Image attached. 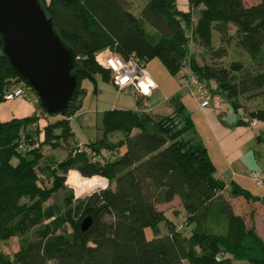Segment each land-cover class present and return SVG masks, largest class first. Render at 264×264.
<instances>
[{"label":"trees","instance_id":"obj_1","mask_svg":"<svg viewBox=\"0 0 264 264\" xmlns=\"http://www.w3.org/2000/svg\"><path fill=\"white\" fill-rule=\"evenodd\" d=\"M40 1L74 52L77 84L58 112L63 117L43 126L42 140L40 130L33 134L29 127L46 111L40 102L41 110L35 107L29 116L0 120V241L19 236L20 242L12 253L0 248V264H234V259L264 264V240L223 193L225 181L215 176L216 167L178 96L168 98L173 105L168 114L104 109L102 135L89 142L73 141L69 119L81 107L83 79L90 78L95 90L96 74L111 78L96 59L98 51L109 49L144 62L159 58L172 74L186 66L184 77L194 73L212 97L219 101L226 95L235 110L247 109L241 97H259V105L245 110L237 123L252 118L264 123V0H187V10L176 0H145L141 16L129 0ZM214 32L225 46L233 42L245 51L251 65L236 59L200 63L191 42L218 56L227 52L224 45L214 47ZM22 81L29 86L0 45V102ZM117 130L121 137L111 138ZM255 141L264 143V126ZM70 142L62 158L41 148ZM122 145L125 150L114 158ZM72 171L104 177L107 185L73 203L72 194L65 193ZM58 189L64 190L63 204L71 203L63 210L55 201L46 203ZM229 195L264 204V196L234 180ZM176 196L186 212L182 224L157 207ZM86 215L91 222L83 229Z\"/></svg>","mask_w":264,"mask_h":264},{"label":"rangeland","instance_id":"obj_2","mask_svg":"<svg viewBox=\"0 0 264 264\" xmlns=\"http://www.w3.org/2000/svg\"><path fill=\"white\" fill-rule=\"evenodd\" d=\"M244 1L247 4H250L251 2H255V0H244ZM129 3H130V8L134 12V14H136L137 16H141L140 11L145 3V0H129ZM146 26L151 27L150 24L147 22H146ZM214 37H215L213 40L214 47H218L219 45H222V46L224 45L220 42L215 32H214ZM225 47L227 48L226 54L222 56H218L216 53H211V50L204 49L196 42L190 43V50L192 51V53H194L195 57L198 59L200 63L216 62V63L228 64L231 59H236V60H240L245 66L251 65V61H252L251 57L248 54H246V52L243 51L240 47L236 46L233 42L231 43V45L225 46ZM145 68L150 73V75H152V77L158 81L160 85L161 92L159 93L155 92V94H153L151 98L141 97L137 93L133 92V90L131 89V86L126 87L125 89L118 90L115 83L112 80L103 79L101 76H97L96 78V81H97L96 84H97L98 89L96 93H94L92 91L93 81L90 78L83 79L82 85L88 89V92L83 95L82 106L78 110V112L72 116V119H71V124H72V128L74 131L73 138H72L73 141L76 140V141H81V142H89V141H93L99 138L102 135V114H101L102 110L106 108H111L112 106L118 107V108H134V106L137 105V102H136L137 100H139L141 104L147 105V104H150V101H155V100L158 101L157 98H161L162 96L169 94V92L171 93L168 96L174 94L175 90L177 89L182 90V92H184L185 95H189L190 102L195 103L196 98L190 94L188 86L184 84L183 73L187 71L186 66L183 67L184 70L186 69L184 72L180 71L177 74H172L166 69V67L161 62V60L155 57L145 62ZM18 84L22 85L24 83L22 81V82L16 83L15 85H18ZM25 87H26L25 97H14L11 100L6 99L0 103V120H8L12 117H25V116L31 115L34 111V109L30 107L29 103L31 102L38 110H41L39 106V100H38L36 93L28 85L25 84ZM133 102H134V106L132 107L131 104H133ZM259 102H260L259 97H253V98H248V99L241 97V103L246 105L247 109L257 107L259 105ZM218 103H220L221 109H226L227 107L230 109V111H232L233 109L232 104L228 102V98L226 95H221ZM172 107L173 105L170 104V100L163 99L159 105H156L148 110H150L151 112L153 111V113L157 112L156 114H161V113L167 114L168 111L172 109ZM247 109L245 107L240 106L238 112L243 113V111ZM223 114L228 115V112L223 113ZM234 115L238 116V114L235 112H234ZM62 117L63 115L61 113H58V112L49 113L45 111L43 113H39V117L33 122L32 125H29V127H31L33 134H36L37 128H38L40 130V134H39L40 140H42L43 139V126L48 121L57 120ZM226 117L228 118V116ZM260 126L261 124H258L257 127L255 128L259 130ZM121 134L122 132L117 130V131L111 132L109 136L111 138H118L121 136ZM72 144L73 143L70 142L69 145H66V144L59 145L56 149L53 150L54 155H56L58 158L64 157L67 154L68 148L71 147ZM41 148L43 152H46V153L52 152L48 145H43V147L41 146ZM251 148L258 150V154H256L258 157L257 161L259 165H263L264 167V154H263L264 153V143H256L255 141V144ZM114 154H115L114 158H117L119 157L120 153L116 152ZM247 157H250L249 154L244 155L243 157L244 160H247ZM13 160L15 161V158ZM220 161L221 163L218 162V165H217L218 166L217 171L219 173H216V175L221 176L222 178L226 180V183L228 186L225 187L224 194L225 196L230 197L229 195L230 182L229 181L232 179L230 177L231 170L225 167V165H227L225 162H223L222 160ZM241 167L242 166L239 165V161L231 165V168L233 169V171L237 173L236 174L237 178L239 176L238 172H239V169H241ZM261 169L264 170V168H261ZM255 170L258 171V169H255ZM243 173L249 175L248 171H245ZM68 176H69V179H68ZM73 176H76L77 178L74 181H73L74 179ZM82 176L83 175L80 174L78 171H72L70 174L68 173L66 176L65 193L70 192L72 194L71 201L73 203H75L76 200L79 199L80 197H83L95 190L104 188L107 185V180L105 178L96 177L97 180L104 182V184L103 185L98 184L96 185V187H90V188H86V190H82L78 185H76L78 184V181H79L78 178H82ZM253 179H255V177ZM263 182H264V176H263ZM253 183H255V180L251 181V178H250V184H253ZM63 197H64V190L58 189L55 192H53L52 196L46 201V203H52V201H55L59 205L61 204L62 210H63L65 207H68L69 205H71V203L69 202H66L63 204ZM179 201H180V198L176 197L173 202L159 203L157 207L162 210H167L168 213H170L169 215L173 218L175 222H177L178 224L179 223L182 224L186 217V212L181 206V204L179 203ZM233 207L237 211L244 212L245 217H250L251 206L247 205L246 206L247 210H246L243 207L242 202H236L233 205ZM260 207L261 206L254 207L255 208L254 214L261 212ZM242 208L245 209L246 211H243ZM257 217H264V216L258 215ZM160 226H161V229L163 230L164 228L163 223H160ZM29 235L33 236V232L31 231ZM18 237L19 236H12L7 240L0 241V248L5 252L12 253L13 251L19 248L20 242L18 240ZM233 262L234 264H252L251 262L244 260V259H234ZM47 264H54V262L50 261Z\"/></svg>","mask_w":264,"mask_h":264},{"label":"water","instance_id":"obj_3","mask_svg":"<svg viewBox=\"0 0 264 264\" xmlns=\"http://www.w3.org/2000/svg\"><path fill=\"white\" fill-rule=\"evenodd\" d=\"M3 53L49 113L63 110L76 87L75 55L54 27L40 0H0ZM91 222L86 215L85 229Z\"/></svg>","mask_w":264,"mask_h":264},{"label":"crops","instance_id":"obj_4","mask_svg":"<svg viewBox=\"0 0 264 264\" xmlns=\"http://www.w3.org/2000/svg\"><path fill=\"white\" fill-rule=\"evenodd\" d=\"M176 1H177V5L180 9H183V10L188 9L187 0H176ZM185 70H184V68H182V70H180V71L184 72ZM97 76H100V74L99 73L96 74L95 78H97ZM109 79L111 80V78H109ZM154 80L157 83V87L148 96H142L141 94H139L136 91V89L134 88L133 85H129V86H131V89L133 90V92L137 93L141 97H150L151 98L153 96V94H155V92H158V93L161 92L160 85H159L158 81L156 79H154ZM96 82H95V84H96ZM95 86H96V89L92 90L94 93H96V91L98 89L97 84ZM129 86H127V87H129ZM87 92H88V89L86 88L85 93H87ZM170 93L171 92H169V94ZM169 94L164 95L161 98H157L158 101H156V100L150 101V104H147V105H143L140 103L139 100H137L136 106H134V102H133V104H131L132 107L134 106V108H132V109H135L137 111L145 110V111L151 112L148 109H150L156 105H159L163 99L166 100V97L171 96V95L168 96ZM174 94H176L181 99V101L185 105L187 111L191 114V117L193 118L194 126H195L194 135L197 136L198 138H200L201 141L206 146L208 154H209L211 160L213 161V163L216 167L215 176L225 181V187L228 186L226 183V180L224 178L216 175V173H219L217 171L218 170V166H217L218 162L221 163L220 160H222L223 162H225L227 164V165H225V167L229 168V170H231V176H230L232 178L231 180H234L237 183H239L241 186L246 187L255 195L264 196V182H263V176H264L263 171L264 170L261 169L264 167H263V165H259V163L257 161L258 157L255 155L254 149L251 148L255 144V136L259 132L262 131L264 123L261 121H258L256 124H250L248 122H246L245 124L237 123L238 118H240V117L244 118L246 111H243V113H239L238 112L239 108L237 110L232 109V111H230V109L228 107L226 109H221L220 103H218V100L215 97L211 98V100L207 106L200 107L198 100L194 99L195 103H191L190 99H189V95H185L184 92H182V90L177 89V90H175ZM82 103H83V99L81 102V106H82ZM29 104H30V107L35 110V106L33 105V103L31 102ZM112 107H114V106H112ZM172 109H173V107H172ZM172 109H170L168 111V113H171ZM78 110L73 115H75L78 112ZM227 112H228V115L223 114V113H227ZM234 112L237 113L238 116H235ZM102 113H103V110H102ZM152 113H153V111H152ZM156 113L157 112H155V114ZM72 116L69 118L71 127H72V124H71ZM226 116H228V118ZM258 124H261L259 130H257L255 128V127H257ZM72 130H73V128H72ZM102 132H103V130H102ZM206 139L208 142L206 141ZM50 149L52 152L51 153L47 152V154L54 153L53 150L55 148L50 147ZM124 150H125V146L122 145L119 148L118 153L121 154ZM245 154H249V156H250V157H247V160H244V158H243ZM237 161H239V165L242 166L241 169H239L238 178L236 177L237 173L235 171H233V169L231 168V165L235 164ZM255 169H258V171ZM245 171H248L249 175L243 173ZM254 177H255V179H253ZM250 178H251V181L255 180V183L250 184ZM256 178H261V182L257 183ZM225 187H224V190H225ZM224 190H223V193H224ZM176 197H174V199ZM174 199L170 202H173ZM228 199L230 200L232 205H234L236 202H242L243 207L245 209H246L247 205L251 206V210H250L251 215H250V217H245L246 222L248 225H253L256 233L264 240V217H257L258 215L264 216V204L261 202V199H257V200L252 201V200H246L242 196H230V197H228ZM165 203H167V202H165ZM255 206H261L260 207L261 212L254 214L255 213V210H254ZM245 209L242 208L243 211L247 210V209L246 210ZM235 211L240 212L244 215V212H242V211H237L236 209H235ZM165 212H168V211L165 210ZM146 234L148 237L152 236L151 231H149L147 228H146Z\"/></svg>","mask_w":264,"mask_h":264},{"label":"built area","instance_id":"obj_5","mask_svg":"<svg viewBox=\"0 0 264 264\" xmlns=\"http://www.w3.org/2000/svg\"><path fill=\"white\" fill-rule=\"evenodd\" d=\"M96 59L111 71V80L115 83L118 90L133 85L139 94L148 96L157 87V83L145 68V62L135 54L121 57L109 49H103L96 53ZM184 84L188 86L190 94L198 100L200 107H205L209 104L212 93L194 73L188 72L187 76L184 77ZM25 95V86L15 85L4 93V98L8 100L14 97H25ZM214 97L218 98L217 95ZM168 98L166 97V100ZM249 122L250 124H256L258 120L252 118ZM19 146L22 147V145ZM84 178L90 177L84 176ZM256 182L260 183L261 178H256Z\"/></svg>","mask_w":264,"mask_h":264},{"label":"bare ground","instance_id":"obj_6","mask_svg":"<svg viewBox=\"0 0 264 264\" xmlns=\"http://www.w3.org/2000/svg\"><path fill=\"white\" fill-rule=\"evenodd\" d=\"M73 177H74L73 181L77 179L76 176H73ZM78 177H80V176H78ZM71 179H70V181H71ZM78 179H79L78 184H76L75 182L74 183L76 185H78L82 190H86V188H90V187H96V185H98V184L99 185H101V184L103 185L104 184V182L99 181L96 178H87L86 179V178L82 177V178H78ZM77 190H78V188H77Z\"/></svg>","mask_w":264,"mask_h":264}]
</instances>
